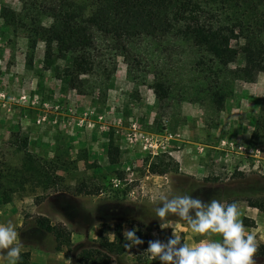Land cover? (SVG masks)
I'll use <instances>...</instances> for the list:
<instances>
[{
	"label": "trees",
	"instance_id": "16d2710c",
	"mask_svg": "<svg viewBox=\"0 0 264 264\" xmlns=\"http://www.w3.org/2000/svg\"><path fill=\"white\" fill-rule=\"evenodd\" d=\"M20 1L19 11L2 4L0 18L15 34L26 35V66H33L34 50L42 41L41 71H50L61 90L91 95L97 103L107 100L119 56L136 87L152 74L156 101L167 109L187 101L218 114L233 96L237 80L264 73V0ZM252 122L249 144L264 152V95ZM17 150L18 164L0 162V203L10 202L27 186L49 189L62 181L57 173L63 165L59 154L46 157L30 150L27 137ZM107 158L111 166L120 161V148L111 137ZM147 169L164 175L177 172L178 165L171 156L159 154ZM248 202L264 211V201ZM33 220L54 238L56 250H72V231L64 223L43 214ZM243 223L247 225V219ZM122 227L115 222L110 240L101 226L96 245L81 248L74 264H112L113 254L126 251ZM130 227L145 241L135 247L141 254L149 239L141 224ZM253 259L264 260V243L257 245ZM18 264H31L30 251H21Z\"/></svg>",
	"mask_w": 264,
	"mask_h": 264
},
{
	"label": "rangeland",
	"instance_id": "374dc122",
	"mask_svg": "<svg viewBox=\"0 0 264 264\" xmlns=\"http://www.w3.org/2000/svg\"><path fill=\"white\" fill-rule=\"evenodd\" d=\"M10 1L16 4L19 2L18 11L21 10L20 0ZM2 4L6 2L0 0V6ZM44 21L49 22L48 19ZM2 23L0 18V162L18 164L21 152L17 148L21 140L27 137L30 150L46 157H52L56 152L63 159V165L57 170L62 178L57 187H37L33 190L27 186L26 190L15 193L10 202L0 203V222L11 220L15 225L23 220L24 224H32L30 216L37 214L19 211L4 217V212L16 200L33 196L38 203L39 200L59 192V198L64 203L72 196L79 197L80 204H75L82 211L81 222L75 225L77 228H83L87 222H91L92 226V221H95L99 222L98 229L102 226L108 235L115 223L109 225L111 217L108 218V214L105 216L103 211L106 204H113L114 208L121 210L123 207L126 211L137 207L134 213L139 216L149 212L148 208L145 211L146 207H142V204L145 199L152 198L149 193L154 192L148 190L145 191L147 197L141 196L145 194L141 184L153 183L154 178L144 176L146 167L154 156H171L170 151L181 150L201 152L198 142H214L217 138L227 136L226 131H234L238 127L247 128L248 125L253 127L252 120L259 112L264 95L262 72L251 73L246 78L237 80L233 96L218 114L187 101L182 102L180 107L167 109L156 101L152 74L136 87L127 77V65L121 56L118 57L115 82L106 102H94L91 95L78 94L72 89L61 90L60 81L50 71H41L44 50L42 41L38 42L34 50L33 66L27 67L26 35L21 32L15 34ZM166 118L169 119V126L165 133L163 120ZM133 124L139 130L137 140L133 139ZM147 134L163 138L166 150L161 149L153 154L151 148L144 146V136ZM110 137L120 148V161L116 166H111L107 158ZM238 172L233 170L230 175L223 170L222 182L234 175L239 183L233 187H241L245 183ZM192 178L170 172L167 178L158 179L169 181L172 186L171 195H189L193 192L195 196L200 193L202 181ZM249 178L256 186L253 193H247L251 196L250 199L264 201V175L255 171ZM118 179L120 183L115 186ZM131 189H135L134 195L129 193ZM58 208L54 199L45 204V210L52 217H57V213L62 212ZM118 213L121 214V211ZM84 218L87 220L83 222ZM47 236L52 237L44 234L34 238V243L48 246L50 239Z\"/></svg>",
	"mask_w": 264,
	"mask_h": 264
},
{
	"label": "crops",
	"instance_id": "0c3cea01",
	"mask_svg": "<svg viewBox=\"0 0 264 264\" xmlns=\"http://www.w3.org/2000/svg\"><path fill=\"white\" fill-rule=\"evenodd\" d=\"M4 1L6 2V5L18 11L19 2L16 4L12 3L14 1ZM252 131L253 127L251 125H248L247 128L238 127L237 130L234 129V131H226L228 133L227 136H222L219 139L217 138L214 142H198L201 146V152L181 150L170 151L169 153L178 165V171L176 174L188 178L194 177L195 179L202 181L200 193L196 194L195 197H199L203 201L216 199L225 204L236 202L241 211L240 219L245 231L253 233L256 245H261V243H264V211L260 210L256 206L250 205L248 199H250L251 196L247 194L250 192L253 193L256 189L255 184H253L252 180L249 178L250 175L255 173V171L251 168L253 164L252 158L245 152L246 149L252 147L249 144ZM223 170L228 171L230 175H232L231 171L238 170L239 172L237 174L239 177H242L243 183L245 184L241 185L239 188H234L233 186L239 183V181L237 182V177H234V175L228 178L229 182L227 178L222 182V174H224ZM167 175L168 173L164 175L152 174L148 169H146V175L144 177L154 178L153 183L145 182L141 184V188H144L145 193L141 194V196L147 197L148 194L146 192L148 190H152L154 192H150L149 194L152 198L147 200L145 199L143 202L144 204H142V207H146L145 211H147L148 208L149 212L144 213L140 206L139 210H142L141 212L144 214L139 216L134 213V210L138 209L137 207H131L128 211H126L123 207L121 210L116 206V208H114V206H112L113 204L108 203L105 205L103 211L105 216L108 214V218L111 217L109 219V225H112L115 222H121L123 224V231L126 228L131 229L130 226L132 223L134 224L139 222L143 226L144 234L147 235L149 240L160 239L162 241H166L171 235L172 229L181 235L182 243H187L189 245H195L207 239L217 241L220 240L221 237L219 234H213L211 237H207L205 235L192 233L186 222L180 220L174 214L166 216L163 221L158 220L154 212L155 207L159 206L157 197L161 193H171L172 191V186L169 184L168 180L161 181L158 178H167ZM185 186L187 185L185 184ZM134 192L135 189H131L129 191L131 195H134ZM214 193L216 195H213ZM189 195L194 196L193 192H190ZM59 197L60 193L57 192L50 195L46 199L39 200V202L36 203L33 196H28L24 199H20L19 201L16 200V202L13 203L14 205L8 207V210L4 212L6 213L4 217H7L10 213L19 211H24L31 215L43 214L48 216L54 222L64 223L72 231V250H56L54 238L50 236H47L50 239V244L48 246L34 243L35 240L42 237V235H48L35 225L34 220L32 221V224H24L25 222L23 220L18 222V224H15L20 238V243L22 244L21 251H30L31 264H74V256L81 248L96 245L95 243L99 237L100 230V228L98 229L97 227L99 222L92 221L91 226V222L86 221L87 223L83 228L81 226L77 228L75 225L80 224V212L82 211L79 205L75 204H80L79 197L72 196V198L65 203L64 201H61ZM53 199L55 200L56 205H58L62 210V212L59 211L57 213V217H52L45 210V204L47 201ZM138 202L141 203V200ZM131 210L132 212H130ZM98 211L100 212V209H98ZM120 211L121 214L118 213ZM30 218L33 219V216H30ZM243 219H247V225L243 223ZM85 220H87V218H84L83 222ZM160 222L166 225H171L172 229L171 227L161 229L159 226ZM107 237L110 240L114 239V224L112 231L110 229ZM138 256L142 257V261L139 262ZM253 260L254 264L258 263V259ZM0 264H7V258L4 251H0ZM112 264H161V262L152 259L147 251L140 254L136 248H126L124 253L112 255Z\"/></svg>",
	"mask_w": 264,
	"mask_h": 264
},
{
	"label": "clouds",
	"instance_id": "9594fccd",
	"mask_svg": "<svg viewBox=\"0 0 264 264\" xmlns=\"http://www.w3.org/2000/svg\"><path fill=\"white\" fill-rule=\"evenodd\" d=\"M159 206L155 216L163 221L175 215L186 222L194 234L211 237L219 234L220 240L207 239L195 245L182 243L181 235L171 225L159 224L161 229L171 227L172 233L166 241L148 240L147 251L152 259L161 264H254L256 242L253 233L246 232L240 219L241 211L236 202L225 204L216 199L203 201L191 195L161 193L157 197ZM135 227L121 233L124 247L133 249L145 243ZM0 251H4L7 264H18L21 243L16 226L11 220L0 222Z\"/></svg>",
	"mask_w": 264,
	"mask_h": 264
},
{
	"label": "built area",
	"instance_id": "2783aa9c",
	"mask_svg": "<svg viewBox=\"0 0 264 264\" xmlns=\"http://www.w3.org/2000/svg\"><path fill=\"white\" fill-rule=\"evenodd\" d=\"M165 128L163 129L164 132H167L168 126H169V119L166 118L163 120ZM133 139L137 140V135L139 134V130H137V125L133 124ZM144 136V135H143ZM163 137V136H162ZM144 146L151 148V151L153 154H157L158 151L163 149V151L166 150L167 145L163 141V138H159V136H156L154 134H151L150 136L147 134L144 136ZM248 156L252 158V170L257 171L259 173L262 172L264 175V152L260 147H251L245 150ZM120 180L118 179L117 182H115V186L119 185Z\"/></svg>",
	"mask_w": 264,
	"mask_h": 264
}]
</instances>
